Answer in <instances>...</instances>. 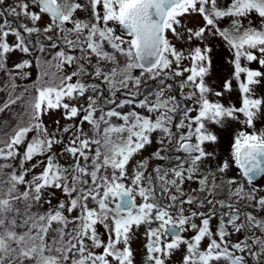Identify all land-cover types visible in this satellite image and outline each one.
I'll use <instances>...</instances> for the list:
<instances>
[{
  "label": "snow or ice",
  "instance_id": "obj_1",
  "mask_svg": "<svg viewBox=\"0 0 264 264\" xmlns=\"http://www.w3.org/2000/svg\"><path fill=\"white\" fill-rule=\"evenodd\" d=\"M0 264H264V0H0Z\"/></svg>",
  "mask_w": 264,
  "mask_h": 264
},
{
  "label": "rangeland",
  "instance_id": "obj_2",
  "mask_svg": "<svg viewBox=\"0 0 264 264\" xmlns=\"http://www.w3.org/2000/svg\"><path fill=\"white\" fill-rule=\"evenodd\" d=\"M142 233H143V229L140 230V239L135 241L134 244H133V246L135 248H138L141 252H143L142 245L144 243V237H143Z\"/></svg>",
  "mask_w": 264,
  "mask_h": 264
}]
</instances>
